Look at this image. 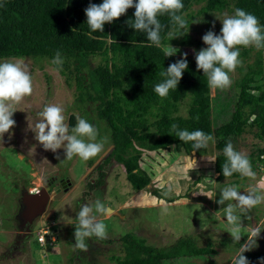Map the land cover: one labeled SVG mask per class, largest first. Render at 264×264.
<instances>
[{"label": "trees", "instance_id": "obj_1", "mask_svg": "<svg viewBox=\"0 0 264 264\" xmlns=\"http://www.w3.org/2000/svg\"><path fill=\"white\" fill-rule=\"evenodd\" d=\"M90 3L98 5L102 0H0V59H45L57 68L52 60L59 51L64 63L58 72L66 81L73 80L76 106L84 109L90 103L94 116L108 129L111 147L96 166L99 178L86 183L89 189L101 184L102 168L111 160L122 167L126 180L137 191L150 181L139 166L142 150H164L172 146L176 152L193 151L192 142L178 139L171 127L173 124L188 131L202 130L214 137L212 169L217 181L229 179L237 183L244 178L239 173L224 177L222 166L227 160L223 151L226 144L245 132L262 141L246 154L253 170L264 165V157L260 158L264 153V49H261L262 58L256 56L234 80V91L224 96L219 92L210 96L207 76L197 70L195 55H187L188 68L176 90L161 98L154 91L155 85L165 79L161 72L181 58V55L165 57L164 47L170 44L199 48L201 43L173 25L165 14L158 17L164 26L161 47L155 46L146 33L131 28L134 8L106 23L103 32H93L84 12ZM182 3L184 8L179 14L184 18L185 15L191 18L187 11L193 3H202L198 14L223 10L234 14L240 8L255 15L264 27V0H182ZM170 36L177 37L170 40ZM239 51L240 57L248 53L245 47ZM94 56H99V61L91 65L89 60ZM183 101L186 108L181 114L178 106ZM73 120L74 116L69 115V127ZM151 192L160 198L155 189ZM75 218L78 219V213ZM246 236L247 233L243 234L241 241L235 243L233 252ZM118 241L123 255L115 257L116 264H162L180 257L215 252L213 243L198 246L187 237L165 247L146 244L130 232L118 237ZM223 241L220 239V243ZM244 255L249 264H264V250H251Z\"/></svg>", "mask_w": 264, "mask_h": 264}, {"label": "rangeland", "instance_id": "obj_2", "mask_svg": "<svg viewBox=\"0 0 264 264\" xmlns=\"http://www.w3.org/2000/svg\"><path fill=\"white\" fill-rule=\"evenodd\" d=\"M201 4L193 3L189 7L187 12L191 18L185 15L189 28L183 29L201 43L199 48L194 45H175L172 47L179 49L175 55L187 53L193 56L195 52L206 48L202 36L209 30L219 35L224 15H232L227 10L198 14ZM246 49L247 55L240 57L241 71L236 68L230 73L231 86L224 90L210 88V96L216 92L222 96L230 95L234 91V80L241 75L246 65L252 63L256 56L262 58L261 50L255 47ZM12 59H22L29 65L34 92L16 106L17 111L13 114L16 125L11 134L6 133L4 141H0V264H116L115 257L123 255L118 237L127 232L156 247L169 246L176 239L186 237L198 246L213 243L215 252L212 254L180 257L162 264L233 263V256L241 246L233 252L237 241L228 233L230 225L224 208L234 202L227 201L221 206L215 201L219 199L221 189L230 185H236L241 193L248 192L252 187L264 192V168L253 170L257 174L255 180L244 177L237 180V183L229 179L217 181L212 169L215 152L213 142H209L200 153L176 152L169 146L164 150L141 151L139 166L150 179L145 188L133 190L122 167L111 160L102 168L104 175L101 184L89 189L86 183L89 179L94 181L99 178L96 166L111 147L108 129L94 116L90 103L83 106L84 109L77 107L73 80L66 81L49 60L36 61L29 57H19L1 58L0 62ZM89 61L94 65L99 61V56ZM48 104H58L64 108L67 124L69 115L74 116L69 134L77 118H85L93 124L98 129V139H107L103 151L88 160L78 156L68 159L63 156V149L58 150L59 158H55L56 154L50 151H44L35 141L34 133L27 130V125L35 124L40 119L39 113ZM185 108L186 101H183L178 106V112L184 114ZM261 142L251 133L245 132L232 144L236 151L248 154ZM190 158L197 161L195 169H191ZM89 161H92L90 165ZM66 182L67 187L61 185ZM49 184L60 190L49 197L42 215L32 219L29 233L23 234L18 219L22 192ZM152 189L156 190L159 199L151 192ZM96 199H100L106 208L117 214L96 213L97 219L107 226L108 235L106 239L91 237L87 241L88 251L83 252L75 247L74 229L78 226L75 215L82 205ZM243 221L242 235L247 233L244 241L250 237L253 227L260 228L262 231L257 239L258 247L252 250H264V203L251 209ZM46 226L54 229L57 237L56 245L49 250L46 244L42 248L36 245L35 236L40 228ZM220 239L224 241L220 243Z\"/></svg>", "mask_w": 264, "mask_h": 264}, {"label": "clouds", "instance_id": "obj_3", "mask_svg": "<svg viewBox=\"0 0 264 264\" xmlns=\"http://www.w3.org/2000/svg\"><path fill=\"white\" fill-rule=\"evenodd\" d=\"M130 8L135 9L131 28L146 33L148 40L157 47H161V31L164 27L158 19L159 16L167 14L172 24L180 30L189 28L183 15L179 14L184 8L182 0H135V2L134 0H102V3L98 5L90 3L84 10L87 17L86 23L93 32H103L106 23H112L125 15ZM221 23L220 34L217 35L211 30L207 31L201 38L207 47L198 52L193 51L196 68L202 70L203 75L207 76L209 86L213 89L224 90L232 84L230 73H233L242 63L239 48L264 49V27L260 25L255 15L240 8H236L232 15L225 14ZM175 37L177 36H170V40ZM178 51V48L170 44L164 48L165 57L174 56ZM186 57L187 53H183L179 60L161 72V76L165 79L154 87V91L161 98H166L170 90H176L184 71L188 68ZM52 63L58 66L57 71H59V67L64 63L59 51L56 52ZM33 92L32 75L29 65L24 60L12 59L0 62V141H4V135L11 134V130L16 125L13 119V114L17 111L16 106L21 104L25 98L30 97ZM39 117L40 119L35 124L28 123L27 130L34 133L35 141L42 146L44 151L56 154L55 158L60 157L58 153L60 149H63V156L68 159L78 156L84 160L96 157L103 151L107 139H98V129L85 118H77L76 125L71 128V134H69V125L66 123L64 108L61 105H46L39 113ZM171 127L180 141L192 142L193 152L206 148L209 142H215L211 134H206L202 130L179 129L176 124ZM223 151L227 158L222 166L224 177L239 173L243 177L256 179L257 174L253 171L251 161L245 153L236 151L230 141ZM190 164L191 169L197 167L195 159L190 158ZM63 179L64 177L61 178L60 183ZM61 185L65 187V184ZM46 187L48 193L53 192L54 194L55 190H60L54 187L49 191V187ZM39 188L27 191L34 193ZM227 201L234 202L228 203L224 208L227 222L230 225L228 233L234 241L240 242L243 237V217L250 213L251 209L264 203V192L259 191L257 187H252L248 192L241 193L236 185H230L221 189L219 199L215 202L223 206ZM96 213L111 214V211L100 199L82 205L79 210L78 226L74 229V241L75 247L83 252L88 251L87 241L91 237L107 238V226L97 219ZM46 227L49 234L55 238L53 245L47 246V249H52L56 245L57 237L54 229ZM261 231L260 228H252L250 237L241 244L233 264H249L244 253L258 247L257 239Z\"/></svg>", "mask_w": 264, "mask_h": 264}, {"label": "water", "instance_id": "obj_4", "mask_svg": "<svg viewBox=\"0 0 264 264\" xmlns=\"http://www.w3.org/2000/svg\"><path fill=\"white\" fill-rule=\"evenodd\" d=\"M193 152V151H191ZM47 187H40L37 192H22L20 197L21 210L18 219L21 221V229L26 231L31 224L32 219L42 215L43 210L53 192L48 193ZM57 191V190H55ZM109 209V208H108ZM111 213L117 214L110 209Z\"/></svg>", "mask_w": 264, "mask_h": 264}, {"label": "built area", "instance_id": "obj_5", "mask_svg": "<svg viewBox=\"0 0 264 264\" xmlns=\"http://www.w3.org/2000/svg\"><path fill=\"white\" fill-rule=\"evenodd\" d=\"M264 157V153L260 155V158ZM260 168H264V165L260 166ZM54 236L49 234L47 227L40 228L39 233L36 236V241L38 246L43 247L45 244L46 246H52L54 243Z\"/></svg>", "mask_w": 264, "mask_h": 264}, {"label": "flooded vegetation", "instance_id": "obj_6", "mask_svg": "<svg viewBox=\"0 0 264 264\" xmlns=\"http://www.w3.org/2000/svg\"><path fill=\"white\" fill-rule=\"evenodd\" d=\"M60 180H61V179H60ZM60 180H59V181H60ZM50 183H51V182H50ZM50 185H51V184H49V186H48V187H49V191H50L51 189H53V188H54V186H50ZM66 185H68V183H67V182L65 183V187H66ZM28 230H29V229H27L26 231H24V232H23V234H24V233H26V234H27V233H29V231H28ZM21 235H22V234H21ZM22 236H23V235H22Z\"/></svg>", "mask_w": 264, "mask_h": 264}]
</instances>
